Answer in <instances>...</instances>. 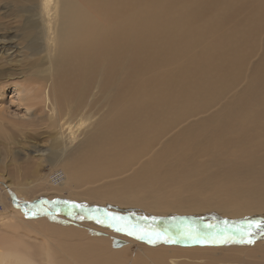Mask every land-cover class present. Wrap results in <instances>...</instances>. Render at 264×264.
Returning <instances> with one entry per match:
<instances>
[{
  "label": "bare ground",
  "instance_id": "obj_1",
  "mask_svg": "<svg viewBox=\"0 0 264 264\" xmlns=\"http://www.w3.org/2000/svg\"><path fill=\"white\" fill-rule=\"evenodd\" d=\"M24 1L28 6L24 5L19 12L27 14L23 22L26 28H21L27 45L9 46L7 40H16L15 35L0 34V94L6 87L14 89L19 106L13 118L0 108L3 130L0 138L5 146L4 153L0 151V174L6 180L0 188L3 210L0 225L21 227L42 236L46 243L41 242L38 249L42 252L36 256L38 249L28 247L26 242L0 241V264H130L123 260L124 250L133 244L126 238L127 231L119 230L127 234L124 237L106 229L87 228L83 220L97 222L95 215L104 220L98 224L111 228L123 229L126 223L160 232L162 238L152 245L167 239L171 247L180 248L158 247L153 252L184 254L218 245H225L222 251L236 250L231 259L212 258L214 262L207 264L223 260L236 264L234 257L239 260L248 257V250L263 249L264 234L257 233L252 237L255 242L249 244L246 240L240 242L239 236L233 239L231 231L247 221L264 220V66L241 97H235L209 120L199 119L200 122L187 126L170 139L168 136L175 129L167 128L170 121L167 106L177 110L179 104L175 106L173 98L172 103L166 97L172 86L178 96L185 80L183 75L188 70L180 67L177 71H168V75L162 72L152 77L155 71L171 67L169 64L182 50L192 45L201 47L203 52L195 54L202 58L198 59V72L222 65H232L233 71L236 70L249 44V33L247 29L227 32L221 29L224 21L230 20L232 7L240 0H231L228 10L210 12L205 19L202 15L211 9L207 5L213 0H130L128 5L139 6L140 15L149 21H133L134 9L122 7L124 0H61L62 5L56 4V0ZM15 13H9L13 21L7 25L18 23L20 16ZM215 18L219 19L218 23ZM4 25L0 23V31L5 30ZM213 59L218 60L217 66L212 64ZM135 72L148 77L144 80L134 76V83ZM117 75L124 78L119 83L118 94L109 99V114L83 139L86 124L82 110L94 82L98 80V89L105 91ZM149 110L167 116H163L162 122L161 114H157L158 119ZM36 134H40L38 138L43 135L46 144L33 143ZM19 135L25 141L18 139ZM118 140L123 143H117ZM227 140V145L218 147ZM49 141L53 145L51 153L61 148L55 160L51 153L48 157L49 169L54 174L51 184H48V175L40 173L44 169L40 165L44 156L32 158V152L40 148L50 150ZM26 145H32L34 150L27 149ZM208 146L218 149L221 155L209 154ZM124 148L133 160L130 164L126 160L120 163L119 155ZM200 148L204 150L199 151ZM65 157L69 160L65 161ZM198 159L206 165L197 163ZM57 185L64 189L60 192ZM11 188L34 197L40 196L35 189L45 188L53 195H70L79 202H71L70 198L50 203L36 201L32 208L41 207L48 215L46 222H42L46 232H42L37 220L30 219L33 224L28 217L18 220V215L23 213L16 212L19 208L7 209ZM101 200L107 201L106 204L97 205ZM117 201L129 207L124 212L127 211L130 219L121 223L109 221L100 213L71 207L83 204L89 209L99 208L114 214L110 206L118 204ZM5 211L8 212L5 214ZM54 220L60 224L50 223ZM225 221L229 232L219 235ZM209 225L214 228L208 229ZM189 227L200 233L199 238L186 235ZM50 231L63 238L62 242H51ZM72 241L78 244L74 246ZM71 252L76 254L75 258L70 257ZM86 254L91 256L83 263L82 257ZM166 259L163 264L203 263L187 258Z\"/></svg>",
  "mask_w": 264,
  "mask_h": 264
},
{
  "label": "rangeland",
  "instance_id": "obj_2",
  "mask_svg": "<svg viewBox=\"0 0 264 264\" xmlns=\"http://www.w3.org/2000/svg\"><path fill=\"white\" fill-rule=\"evenodd\" d=\"M60 1L61 0H56L55 3L56 4L60 3L62 5V3ZM23 2H24V4H22ZM129 3H130V0L121 1V6L122 7L130 6V5H128ZM230 3H231V0H213V1H211L207 5L208 8H211V9H208V11L205 12L204 14L202 13L203 18L204 19L208 18V14H211L210 12L213 13V12L217 11V13H219V12H224V11L228 10L230 8ZM24 5L28 6V3L26 4V2L24 0H22V2H21V0H10L9 3H6V0H0V17H1L0 23L5 24L4 26H2V28H4L5 30L0 31V34L6 35V36L11 35V34L15 35V39L17 40V41L16 40H7L8 41L7 43L9 44V46H19L18 43H20V46L23 47V45H27V43H28L26 38L23 37V30L21 29L22 27H23V29L26 28V25H24L23 22H24V20L26 21V15L27 14H25L23 12H19L21 8L25 7ZM14 6H16L17 9ZM31 7L34 10L35 4L33 3L31 5ZM130 7H133V9H134V12L132 14L133 21H149L146 18V16L140 15L141 8H139V6L134 5V6H130ZM7 9H8V13H4V12H6ZM224 9H226V10H224ZM168 11L171 12L172 10H169V8H168ZM13 12L14 13L16 12L15 14L18 13L20 16V18H18V23L16 25H10V24L7 25L6 23H8V22L10 23L13 21L11 19L12 16L9 15V13H13ZM21 20H23V21H21ZM122 20H123V18L121 16L120 21H122ZM120 21L117 20L116 24H119ZM215 21H217V23H218L219 19L215 18ZM224 22H225V24L221 29L222 32H227V31L232 30V29H237V31H245L247 29L246 32L249 33V38L247 39V41L249 40V42H248L249 44H247L248 46H246L247 50L245 49L244 54H243L244 58L241 61L240 66L237 67L236 70L233 71L232 65H228V66L222 65L221 68L220 67L211 68L208 72H205V71L204 72H198V71H200V68L199 67L196 68V66H198L197 65V63L199 62L198 59H200L201 57L200 56L197 57L195 54L197 51L202 52V50H201V47H195L192 45L191 48L188 47V48H184L182 50L180 56L176 57L175 60H173L169 64L171 67H167V70L165 69V67L162 70H157L154 72L155 74L152 76L154 79L159 73L163 72L165 74L168 71H171L172 69H175V71H177L180 67H183V68L185 67L184 70L185 69L188 70V72L183 75L182 79H185V80L182 82L181 91L177 93L178 96H175L177 91L176 92L173 91L175 89V86H172L171 88H173V89H171V90L173 92L171 91L170 94L166 97V99H168V101H171L172 103L174 101L175 106L177 104H179V107H177L178 108L177 110L172 108L173 107L172 105L167 106V108H168L167 113L169 112L168 116L170 118V121H169V124L167 125V128H169L170 131L175 129V131L168 136V139H170L172 137V135H174L175 133L187 128V126L189 127L191 124H194L196 122L198 123V122L202 121L201 119H203V120L208 119L209 120L210 116L213 117V115H215V113L220 112L219 110L223 109L231 100L235 99V97H237L238 95L241 97L245 87H248L252 84L253 79L257 76V71L260 70L262 66H264V0H240V1H238L232 7V16H231L230 20L224 21ZM227 24H229V25H227ZM253 24L255 26H253ZM244 25H245V27H244ZM89 26L90 25H87V27H89ZM223 28L224 29L227 28V29L223 30ZM242 28H243V30H242ZM24 34H26V32ZM1 38H4V37H1ZM193 49H195V50H193ZM22 51H23V48H22ZM217 55H219V54H217ZM201 59H200V61H201ZM189 61L192 63H190ZM215 61H216V63H215ZM212 62H213L212 63L213 65L217 66V62H218L217 59H213ZM178 64L180 66H178ZM183 65H187V66H183ZM194 68H196V70H194ZM212 69H213V71H212ZM168 74L169 73H167L165 75H168ZM194 74H195V76H194ZM211 74H212V76H211ZM138 75H139L140 79L143 78L144 80H146L148 77V75H145L144 73L135 72L132 75V81L133 82L134 81L136 82ZM205 75H206V77H205ZM134 76L136 77V79ZM123 78H124V75H121V76L117 75L116 78L113 81H111V84L109 86H107L105 91H100L98 89V83H97L98 80H96L94 82L92 89L90 90V92L88 94V98L86 100L85 106L82 110V114L85 117V124H86V125H84L85 130L83 133V139L94 128L95 125H98L100 123V119L103 118V116L109 114V107H108L109 106V99L111 96L113 98L114 96H116L118 94L119 83L121 82V80ZM202 78L205 80H203ZM211 78H214V79H211ZM153 79H151V80L153 81ZM199 79H201V80H199ZM219 79L220 80L222 79V80L220 81ZM230 79H231V81H229ZM215 80H217V82H214ZM218 81H220L219 84H218ZM184 83H185V85H184ZM208 84H209V88H208ZM204 85L205 86L207 85V86L203 87ZM215 85L216 86L218 85V86L216 87ZM219 85L221 87H219ZM191 86H193L194 88ZM198 86H200V88H198ZM201 87H203V89ZM191 88H193V89H191ZM218 88H220V89H218ZM7 89L8 88L6 87V89L3 90L2 93L0 94V108L7 110V114L13 118L18 113L17 109L19 108V106L17 104L18 103L17 97H14V95H13L14 89L13 90H9V89L7 90ZM199 89L203 90V91L201 92ZM213 91H216V93ZM205 92L207 93V95H205L206 94ZM170 96H171V98H170ZM178 101H180L181 104ZM206 103H207V105H206ZM182 107H183V109H182ZM152 111L149 110L148 112H152ZM153 114L156 115V118H158V116H159L157 114H161V116H162L161 121L162 122L164 120V117L167 116V114L165 116L162 115V112H157V113L152 112L151 115H153ZM198 114L200 116H197ZM199 119H200V121H199ZM101 122H103V121H101ZM172 122H175V123L173 124ZM173 125H175L176 127ZM2 131L3 130H1V128H0V134L2 133ZM36 135L37 136H33V138H32V139H34L33 143L38 142L40 144H46V141L43 138V135L40 138H38L40 136V134H36ZM17 138L20 140L23 139L22 142L25 141L24 137H21L20 135ZM116 142L117 143H123L122 141H119V140ZM227 143H228V140L225 141L224 143H222L221 145L219 144L218 147L223 148L225 145H227ZM48 144H49L50 150H43L40 148V149H38V151L32 152V158L34 159L36 155H43L44 156V159L42 161H40V165H42L44 167V169L40 173H43V175L47 174L49 177L48 184H51V181L54 178V174H53L52 170L49 169V168H51V166L49 163H47L48 157H49V155L52 154L55 157L54 158V160H55L58 157V154L60 153L59 151H61V148H58L55 152L51 153V149L53 148V145L50 143V141L48 142ZM31 147H32V145H31ZM31 147L26 145L27 149L34 150V148L33 147L31 148ZM2 148H5V146H4V144H2V141L0 138V151H2V153H4ZM200 149L201 150H199V151L204 150L203 148H200ZM207 149L209 151V154L210 153H216L217 155H221V154H219L218 149H215L214 147L210 148L208 146ZM212 149L215 152H213ZM201 154H203V153H201ZM207 155H208V153L204 154V156H206V157H207ZM119 156L122 157V161L120 162L121 164L125 160L129 164L133 162V160L127 154L125 148L122 150V152ZM196 158H198V157H196ZM68 160H69V157L68 158L65 157V161H68ZM199 160L200 159L197 160V163H199L200 165L205 164L204 160L201 159L202 163ZM4 178L5 177L0 174V188H3L5 183H6V180ZM57 189L61 192L64 188L57 185ZM10 190H11L10 193L11 192L12 193H11V195L9 193V201L6 202L7 209H9V210L11 209V211H15L17 208H19V210L17 209L16 212L17 211L19 212L21 210L23 213L18 215L19 216L18 220L28 217L27 219L32 224H33V221H31V220H37L36 222H40V225L39 226L36 225V226H38V228H42V232H46V229L42 225V222H46L45 217L48 215H45V212L41 209V207H37L36 210H34L32 208V207H34V205H35L34 203L36 201H39V200L44 201L45 200V201L50 203V202H53L54 200H67L70 198L71 202H79V200L73 199L72 197H70V195L66 196V194H60V193H59L60 195L58 193L53 195L48 190H46L45 188L35 189V192L39 193V195H40L39 197H34L32 195H27L24 193H17L13 188H11ZM106 202L107 201L101 200L99 202V204H97V205H104V204H106ZM117 203L118 204L113 203V206H110L112 209L114 208V211H113V212H115L114 214L119 215L120 217H123L125 219H130V217H128L129 215L127 214V211H126V214L124 212V209L129 210V207L125 206V205H121L124 203L123 201H117ZM46 204L47 203H44V205H46ZM94 204H96V203H94ZM29 208H32V209H29ZM8 211H5L4 213L6 214ZM0 212H3L1 207H0ZM41 212L42 213L44 212V215H41V214L37 215L38 213H41ZM24 214H25V216H24ZM1 215H2V213H1ZM47 223H49V222H47ZM50 223L60 224L56 220H54L53 222H50ZM15 224H16V221H15ZM83 224L87 228H94V229L99 230V231H101L100 229H106L108 231L124 235V237L127 235V234L120 232L119 230H117L115 228H111L108 225H100L97 222L93 221L92 219L83 220ZM64 226L68 227V226H70V224L64 225ZM152 226H154V224ZM12 227H14V226L9 225V224L0 225V241H6L7 240V242H10V243L18 241V242H20V244H21V242H23V243L26 242L28 244V247L29 246H31L32 248L35 247V250H36V248L38 249L41 242L43 244L46 243V241L43 239L42 236L40 237V235L37 236V234H35L31 231H28V230H24L21 227H18V229H15ZM48 234L51 235L50 236L51 242H53V243H58V242L61 243L62 242L60 239H63V238L55 235L53 231H50ZM15 237H16V239H15ZM127 237L130 240H132L131 243H133V244H130L129 245L130 247H128L126 250H124L125 254L123 255V260H128L126 262H129L130 264H154L155 262H156V264H163V262H165V260H167L166 258H173V259H177V258L186 259L187 258L188 260H197L198 261L197 263L203 262L202 264H205V263L207 264L209 261L214 262L212 260V258L214 259V258H218V257H225V258L231 259V256L234 254V252H236V250L222 251L223 248L225 247V245L206 246V248L203 250L186 252L184 254L180 253V252H174L171 254V253H169V251H166V250L159 251V252H153V250L158 249V247L164 248V249L165 248L180 249V248L179 247H171L173 245L166 243V242H161L159 244H153L152 245L151 243L148 242L147 239L146 240L138 239V238H134V237H129L128 235L126 236V238ZM10 239L13 242L9 241ZM76 244H78V241L73 242L74 246ZM74 246L71 245L70 249H73ZM176 246L181 247V245H179V244H176ZM18 247H22V246H18ZM200 251H204V252H200ZM41 252L42 251H40L38 249L36 256H39ZM77 252H80V251L77 250ZM148 252H150V253H148ZM161 252H163V253H161ZM248 252H249L248 257H242L239 260H236L237 258L234 257L236 264H239V263L240 264L241 263L242 264H264V248L263 249H261V247L260 248H253L252 250H248ZM90 256H91V254L84 255L82 257L83 263H84L85 259L89 258ZM70 257L75 258L76 254L74 252H71ZM209 259H211V260H209ZM221 259H224V258H221ZM206 260H208V261H206ZM217 260H215V261H217ZM240 260H241V262H240ZM223 262H225V263H223ZM223 262H221V263L219 262V263L220 264H231V262L229 260H228V262L226 260H223ZM219 263H216V264H219Z\"/></svg>",
  "mask_w": 264,
  "mask_h": 264
},
{
  "label": "snow or ice",
  "instance_id": "obj_3",
  "mask_svg": "<svg viewBox=\"0 0 264 264\" xmlns=\"http://www.w3.org/2000/svg\"><path fill=\"white\" fill-rule=\"evenodd\" d=\"M71 207L82 209L85 212L100 213L103 215L104 218L112 222L121 223L124 222L125 220V218L117 216L107 210H102L99 208L89 209L86 205L83 204H72ZM93 218L96 219L97 222L100 223L104 222V220L100 218V215H95L93 216ZM143 219L147 220L148 218L144 217ZM224 223H225V228L220 230L219 235H225L229 232L228 222L225 221ZM207 227L208 229L214 228V226L212 225H209ZM117 230H125L127 231L128 235L137 236L138 239H147L149 243H154L156 240L161 239L163 236V234L160 232L148 231L146 229L138 228V226L136 225H128L126 223L123 229L117 228ZM200 231L203 232L204 230L201 229ZM257 233L264 234V220H251V221H247L246 223H242L239 226L234 227V229L231 231V236L233 239L236 238V236H239L240 242H245L246 240L247 243L252 244L255 242L252 237H254ZM199 234H200L199 232H197L195 229L191 227H189L186 230V235L193 238H199ZM165 242H171V241L166 239Z\"/></svg>",
  "mask_w": 264,
  "mask_h": 264
}]
</instances>
